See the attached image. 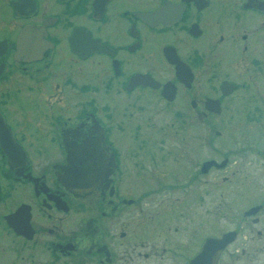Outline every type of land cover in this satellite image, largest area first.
<instances>
[{"label":"flooded vegetation","instance_id":"obj_1","mask_svg":"<svg viewBox=\"0 0 264 264\" xmlns=\"http://www.w3.org/2000/svg\"><path fill=\"white\" fill-rule=\"evenodd\" d=\"M258 86L264 0H0V264H189L204 240L179 249L171 200L148 196L184 187L162 146L191 120H255L234 96ZM69 153L91 191L63 183ZM129 179L149 190L123 195Z\"/></svg>","mask_w":264,"mask_h":264},{"label":"rangeland","instance_id":"obj_2","mask_svg":"<svg viewBox=\"0 0 264 264\" xmlns=\"http://www.w3.org/2000/svg\"><path fill=\"white\" fill-rule=\"evenodd\" d=\"M257 84H261L258 79ZM262 87L258 86L249 92H240L241 96H234L237 110H240L242 115L244 111L253 113L255 120H208L207 126L202 125L201 120H191L190 142L177 136L170 138L166 146H162L165 150L176 149L180 157V162L176 164L169 160L167 166L162 168V172L169 170V173H166L169 175L167 181L181 183L184 187L164 189L160 194L154 191L148 196L166 197L171 200L169 206L173 208L177 220L173 218L170 237L173 236L180 242L177 246L182 251L185 250L183 242L185 238L190 237L189 247L192 248V254H195L193 251L197 249V245H201V239L205 241L213 233L235 230L238 236L223 252L218 264H264V88ZM169 121L154 120L156 125L149 131L168 133L175 129L179 130L178 120L174 128H169ZM204 134L208 139L207 147L202 145ZM228 152H232V158L227 168L221 171L214 170L205 176L198 172V179L194 183H187L188 176L195 175L196 168L200 169L199 164L202 160L212 157L222 158ZM162 174L157 175L163 176ZM174 174H178V177ZM162 178L167 176L164 175ZM141 186V182L136 183L129 179L121 193L125 196H139L149 190V186L143 188ZM179 197L182 198L181 206L176 205L178 201H175ZM258 204L263 205V209L258 214L244 215L247 209ZM113 221L114 227H118L114 231L119 237V231L126 220L115 217ZM176 225L179 226L178 231L174 230ZM163 236L164 234L157 237L159 243L163 241Z\"/></svg>","mask_w":264,"mask_h":264},{"label":"water","instance_id":"obj_3","mask_svg":"<svg viewBox=\"0 0 264 264\" xmlns=\"http://www.w3.org/2000/svg\"><path fill=\"white\" fill-rule=\"evenodd\" d=\"M191 79L187 76V81ZM3 146L7 154L10 158L13 157L14 154V146L13 142L11 140H6L3 142ZM68 161L70 164V168L73 164V155L72 153H69L68 155ZM226 160H224L222 163L218 164L214 160H210L204 163L202 167L203 172H207L212 165H218L219 167H223L226 165ZM73 168V167H72ZM64 184L70 188L73 191L77 192H83V191H90L89 188H86L83 186L82 183L78 182V179L74 177V173L72 171H68L65 178L62 179ZM261 206H255L249 209L245 215H252L259 211ZM237 232L236 231H230L225 233L221 238H215V237H209L205 241L203 248L199 254H197L190 262V264H216L219 255L221 252L227 247L228 244L233 242L236 239Z\"/></svg>","mask_w":264,"mask_h":264}]
</instances>
